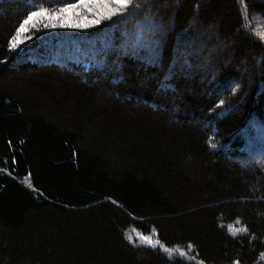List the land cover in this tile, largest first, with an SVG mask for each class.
I'll use <instances>...</instances> for the list:
<instances>
[{
    "label": "trees",
    "instance_id": "trees-1",
    "mask_svg": "<svg viewBox=\"0 0 264 264\" xmlns=\"http://www.w3.org/2000/svg\"><path fill=\"white\" fill-rule=\"evenodd\" d=\"M29 1L78 2L0 14V264H264V0H135L79 62L9 47Z\"/></svg>",
    "mask_w": 264,
    "mask_h": 264
},
{
    "label": "rangeland",
    "instance_id": "rangeland-1",
    "mask_svg": "<svg viewBox=\"0 0 264 264\" xmlns=\"http://www.w3.org/2000/svg\"><path fill=\"white\" fill-rule=\"evenodd\" d=\"M20 1L25 2V0H20ZM134 1L135 0H133V2ZM3 2H4V6H6V8L0 10V14L1 13L3 14L4 11H5L4 13H8V12H10V9H14L17 7V6H15V3H16L15 0H3ZM29 2H31L30 6L35 5V2H33V1H29ZM35 7L37 8L36 11L42 9V8H40L39 5L38 6L35 5ZM92 7H93L94 11H98V9L96 8L95 5H93ZM59 9H58V11H59ZM47 10H48L49 14L57 12V10L55 8H52V9L48 8ZM76 11L78 13H81L84 16H87L89 19L94 18L93 15L91 13L85 11L83 9V7H78L76 9ZM124 11H125V9H121V13H123ZM133 12H131V13H133ZM114 16H116V15H113L112 17H114ZM109 20L110 19H104V20H102L101 24L102 25L103 24H109V22H110ZM145 21L146 20L138 21L139 23L136 24V26L132 30H128V31L122 30L123 31L122 37L124 39L131 40V38H133V41L131 43H129V47L132 45L134 47V50L136 53L145 50V49L141 48V46H143V44H142V42H140L141 39L147 38V36H148L147 27L145 26L147 21L146 22ZM47 22H48L47 18L42 17V18H37V20H35L32 24L28 25L27 26L28 31L26 33H21L18 35V39L24 40L25 42L23 44H21L18 48L13 49L14 52L20 54L24 51V49L26 48L25 46H27L28 44H31L32 42H39V45H43V46H44V44H48V47L44 49L45 53L40 54V56L39 55L34 56V54H32L28 59H30V60L34 59L35 61L40 62V60L44 58V60L47 62L49 56L57 57V54H58L57 52L62 51V53L60 54V57H59V58H61V60L65 59V60H69V61L79 62L78 57L84 55V52L79 50V47H80L79 39H82L83 37L86 38V37H88L87 34H92V32H94V31H99V30L101 31L103 28L101 24L90 27L88 29H71V28H59V27H57V28H45L44 24ZM252 26L254 29V34L258 38H260L262 41H264V17L259 15V14L255 15L254 22H253ZM172 27H174V26L169 21L165 28L169 30ZM43 29H45L46 31L43 33H40ZM96 29H99V30H96ZM163 30H165V29H163ZM158 31H162L161 27L158 29ZM53 32H55L56 34L67 35V36H62V37L58 36V37L54 38V40H52V39H51V41L49 40L50 41L49 43H48V41L45 42L44 41L45 39L51 38V36L53 37ZM107 34L109 35V33H107ZM68 35H74V36H68ZM78 36H80V37H78ZM89 36H91V35H89ZM108 41H109L108 37L106 38L105 36L97 35L95 37H91V39H89V41L87 43H88V45H90V47L92 49H98L100 45L102 47L103 43H107ZM55 43H56V45H55ZM113 48L114 47L107 44V45L103 46L101 51H107V50H110ZM32 49H34V48H32ZM27 50H29V49H27ZM134 50L132 51L130 48H129V50L124 48L120 52H124L127 54L129 53V55H132L134 53ZM27 52H29V51H27ZM70 52L73 54V57L68 58V56H69L68 54ZM174 52H175V55L172 59V62H173V65L175 66V68H174V72H172V73L176 78L177 77H186V75L189 74V72L192 73L194 70L197 71L198 69H201L200 67H202V66H204L203 67L204 70L201 71L202 72L201 74H202V76L203 75L205 76V70L208 67L207 63L202 65V64H198V63L194 62L191 65H185L183 62V56L182 55H183V53H186V51L177 46V47H175ZM146 55L147 56L144 59V64L151 65L152 58H154V56L151 55L149 48L146 52ZM135 58H136V56H135ZM102 82H104V81H100L99 85L102 88L101 91L104 94L105 98L113 96L114 98L120 99V96H117L115 94V92L111 91L112 87L110 89H106L102 85ZM114 83H115V79L113 81V84ZM114 86H113V89H114ZM259 134H261V133H259ZM260 148H262V146ZM257 153H258V150L256 149L254 154L256 155ZM138 236L139 235H137V234H130L129 238L132 241H135L136 237H138ZM138 240H136V241H138ZM140 240L142 242L148 244V245L152 244V242H153L150 237H147V239L140 238Z\"/></svg>",
    "mask_w": 264,
    "mask_h": 264
},
{
    "label": "snow or ice",
    "instance_id": "snow-or-ice-1",
    "mask_svg": "<svg viewBox=\"0 0 264 264\" xmlns=\"http://www.w3.org/2000/svg\"><path fill=\"white\" fill-rule=\"evenodd\" d=\"M132 2L133 0H78V3H65L59 11L52 14H49L47 9L29 11L22 23L19 24V27L16 28V34L11 36L9 47L16 49L25 42L24 40L18 39V35L26 33L28 31L27 26L32 24L37 18H47L48 22L44 24L45 28L88 29L100 25L104 19H111L113 15L124 17L121 9L130 8ZM93 5L96 6L98 11H94ZM78 7H83L94 18L89 19L87 16L78 13L76 11Z\"/></svg>",
    "mask_w": 264,
    "mask_h": 264
},
{
    "label": "bare ground",
    "instance_id": "bare-ground-1",
    "mask_svg": "<svg viewBox=\"0 0 264 264\" xmlns=\"http://www.w3.org/2000/svg\"><path fill=\"white\" fill-rule=\"evenodd\" d=\"M30 60V59H29Z\"/></svg>",
    "mask_w": 264,
    "mask_h": 264
}]
</instances>
